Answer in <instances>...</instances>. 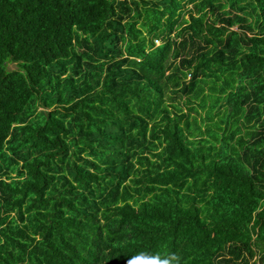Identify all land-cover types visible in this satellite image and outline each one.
Segmentation results:
<instances>
[{"label":"trees","instance_id":"obj_1","mask_svg":"<svg viewBox=\"0 0 264 264\" xmlns=\"http://www.w3.org/2000/svg\"><path fill=\"white\" fill-rule=\"evenodd\" d=\"M0 264H264V0H0Z\"/></svg>","mask_w":264,"mask_h":264},{"label":"rangeland","instance_id":"obj_2","mask_svg":"<svg viewBox=\"0 0 264 264\" xmlns=\"http://www.w3.org/2000/svg\"><path fill=\"white\" fill-rule=\"evenodd\" d=\"M158 42L159 41H155V44H158ZM7 68L8 69H14V68H16V65H15V63H8L7 64Z\"/></svg>","mask_w":264,"mask_h":264}]
</instances>
